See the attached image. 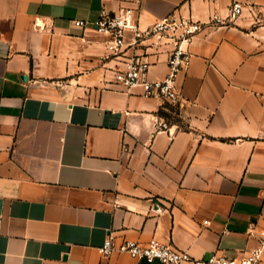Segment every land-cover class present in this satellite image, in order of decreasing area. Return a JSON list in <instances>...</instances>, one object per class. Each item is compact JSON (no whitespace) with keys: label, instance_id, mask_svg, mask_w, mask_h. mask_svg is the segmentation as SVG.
Returning <instances> with one entry per match:
<instances>
[{"label":"crops","instance_id":"crops-1","mask_svg":"<svg viewBox=\"0 0 264 264\" xmlns=\"http://www.w3.org/2000/svg\"><path fill=\"white\" fill-rule=\"evenodd\" d=\"M234 2L243 10L232 20ZM127 4L0 0V264H162L104 256L109 234L194 258L241 257L258 242L264 0L140 1L142 28L170 14L226 20L190 46L178 115L115 79L132 50L109 55L93 22ZM170 50L149 48L151 79L166 76ZM165 113L170 128L156 132Z\"/></svg>","mask_w":264,"mask_h":264},{"label":"built area","instance_id":"built-area-1","mask_svg":"<svg viewBox=\"0 0 264 264\" xmlns=\"http://www.w3.org/2000/svg\"><path fill=\"white\" fill-rule=\"evenodd\" d=\"M141 0H129V4L118 10L103 7L98 18L93 22L97 32L107 34L109 40L106 49L109 55L120 56L125 49H131L121 68L115 72V79L128 89L141 87L148 97H155L180 113L182 94L178 86L179 76L188 70L192 62L190 46L205 25L218 26L225 23L219 14H212L208 22L194 18L170 14L158 18L149 26L142 28L137 21V9ZM243 10L242 2H234L230 7L229 19H235ZM75 23L87 26V21L79 19ZM162 42L171 44L168 58V72L162 79H151L149 70L151 62L148 58L149 48ZM144 51L140 53L139 51ZM170 128L168 118L157 119L155 131ZM104 256L114 253H127L134 258L151 263L177 264L191 261L194 264H260L264 254V227L260 230L258 242L247 254L241 257H229L213 253L209 258H194L188 251L166 244L153 237L146 243L123 239L116 241L109 234L100 246Z\"/></svg>","mask_w":264,"mask_h":264},{"label":"trees","instance_id":"trees-1","mask_svg":"<svg viewBox=\"0 0 264 264\" xmlns=\"http://www.w3.org/2000/svg\"><path fill=\"white\" fill-rule=\"evenodd\" d=\"M165 107H166V109H168L170 112H171V115H174L173 113H174V109L172 108V107H170L168 104H165ZM166 115V117L169 119V115H168V113H165Z\"/></svg>","mask_w":264,"mask_h":264},{"label":"water","instance_id":"water-1","mask_svg":"<svg viewBox=\"0 0 264 264\" xmlns=\"http://www.w3.org/2000/svg\"><path fill=\"white\" fill-rule=\"evenodd\" d=\"M23 78L26 79V76L24 75Z\"/></svg>","mask_w":264,"mask_h":264}]
</instances>
